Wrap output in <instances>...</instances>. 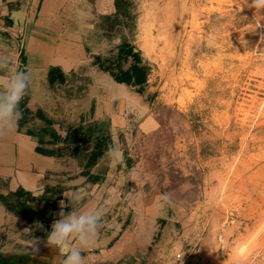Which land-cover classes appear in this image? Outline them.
Returning a JSON list of instances; mask_svg holds the SVG:
<instances>
[{
	"label": "rangeland",
	"instance_id": "rangeland-1",
	"mask_svg": "<svg viewBox=\"0 0 264 264\" xmlns=\"http://www.w3.org/2000/svg\"><path fill=\"white\" fill-rule=\"evenodd\" d=\"M136 2L151 95L140 103L126 97L121 148L136 163L120 180L144 186L136 200L144 191L145 203L165 194L170 202L159 199L155 225L147 205L136 216L128 201L123 207L127 199L116 204L110 237L121 235L111 253L156 236L144 255L120 248L111 264H264V10L246 0ZM146 117L156 129L134 136ZM134 171L142 175L135 181Z\"/></svg>",
	"mask_w": 264,
	"mask_h": 264
},
{
	"label": "crops",
	"instance_id": "crops-1",
	"mask_svg": "<svg viewBox=\"0 0 264 264\" xmlns=\"http://www.w3.org/2000/svg\"><path fill=\"white\" fill-rule=\"evenodd\" d=\"M113 2L0 0V55L9 58L11 71L30 73V88L21 101L28 113H23L25 118L19 120L14 131L0 137V264H51L58 255V250L47 245L53 221L60 218L61 210L67 214L87 207L102 209L103 227L94 243L83 252L86 264H111L120 248H129L124 255H134L138 249L144 255L152 247L156 233L150 228L151 232L139 237L144 243L138 244L136 240L118 243V250L112 251L115 253L112 255L109 245L121 232L110 237L116 225L111 226L108 221L116 213L117 203L125 198L123 207L128 201L132 206L128 211L131 213L135 208L136 216L147 205L148 221L155 225L160 217L157 207L161 196L148 198L145 203L143 191L136 200V192L142 186L122 184L120 179L125 178L126 172L119 169V164L110 166L104 182L93 184L82 176L84 169L73 155L74 144L63 143L70 130L97 121L109 122L114 146L122 151L120 137L130 128L125 118L126 97L140 103L142 96L151 95L148 86L151 64L135 39L137 19L128 26H116L112 32L102 27V15H118L113 12ZM131 2L137 18V2ZM126 58L131 66L127 73ZM109 64L120 77H128L131 85L116 82L108 71ZM86 78L92 79V84L86 85ZM48 96L55 98V105L44 102ZM130 110L141 111L139 107ZM147 125H154L151 117L136 127L143 133L156 129V124L149 130L145 128ZM131 175L133 181L142 176L138 171ZM50 188H63L64 192L51 220L45 221L44 209L47 205L48 213L50 206L43 196ZM17 192H23L24 196L16 197ZM73 193L82 199H67ZM54 194L53 191L52 200ZM26 200L28 215L20 217L15 212L22 210ZM61 201L67 207L61 209Z\"/></svg>",
	"mask_w": 264,
	"mask_h": 264
},
{
	"label": "clouds",
	"instance_id": "clouds-1",
	"mask_svg": "<svg viewBox=\"0 0 264 264\" xmlns=\"http://www.w3.org/2000/svg\"><path fill=\"white\" fill-rule=\"evenodd\" d=\"M246 6L251 9L264 10V0H246ZM10 60L0 55V137L15 130L19 120L23 118L20 103L30 88V73L25 70L11 71ZM110 166L123 162V152L114 145L108 149ZM67 199L80 200L82 197L73 193ZM164 201L170 198L165 194ZM61 209L67 207L64 201ZM59 219L52 223L47 235V245L58 250L51 264H86L84 250L90 247L100 229L103 227V211L98 207H87L80 211L71 210L59 212Z\"/></svg>",
	"mask_w": 264,
	"mask_h": 264
},
{
	"label": "trees",
	"instance_id": "trees-1",
	"mask_svg": "<svg viewBox=\"0 0 264 264\" xmlns=\"http://www.w3.org/2000/svg\"><path fill=\"white\" fill-rule=\"evenodd\" d=\"M113 5V12L118 14L117 16L111 15H102L101 16V24L106 31L112 32L116 26H128L129 24L134 22L136 16L132 13L133 3L131 0H114L112 3ZM119 66V64H118ZM120 67V66H119ZM131 66L128 64V58H126V66L124 68V72H129ZM108 71L114 77L115 81L118 83H124L127 85H131V80L128 77H120V75L115 72L113 66L109 64ZM86 85L92 84L93 80L90 78H86ZM80 87H85L84 85L79 84ZM88 87V86H87ZM20 108L23 113H28V109H26V105L22 102L20 103ZM24 116L21 120H24ZM109 122H101L97 121L92 123L87 127H80L78 129L70 130L71 132L67 135V137L63 140V143H72L74 144V151L73 155L78 158V162L81 167H83L82 176L87 177L88 181L92 182L93 184L102 183L107 178V175L111 169L109 163V155L108 149L109 146L114 145V140L112 135L109 131ZM140 129L136 127L133 130L134 136L140 133ZM126 131L120 137L122 141H127L125 137ZM128 149L124 150V161L118 165L119 169L123 166H126L124 170L126 173L130 172L135 167V159L129 154ZM97 168V171H93ZM167 189L164 190V192ZM54 194V200H52V192ZM64 189L63 188H50L46 190L44 193L43 199L46 203L49 204L50 210L47 213V208L44 209L43 219L45 221H50L52 218V211L56 209L58 201L62 199ZM16 197L24 196L23 192H17L15 194ZM50 197V203H49ZM13 196L10 197V201L12 200ZM20 205L24 203L19 202ZM11 205V204H10ZM14 206H18L15 204ZM22 210L20 212H15L20 217L27 216V210L29 209L27 200L25 201V205H23ZM11 210V208H10ZM15 211V210H11ZM41 216V215H40ZM41 219V218H39ZM43 235H46L44 232Z\"/></svg>",
	"mask_w": 264,
	"mask_h": 264
},
{
	"label": "built area",
	"instance_id": "built-area-1",
	"mask_svg": "<svg viewBox=\"0 0 264 264\" xmlns=\"http://www.w3.org/2000/svg\"><path fill=\"white\" fill-rule=\"evenodd\" d=\"M23 99H24V98H23ZM23 99H22V100H23Z\"/></svg>",
	"mask_w": 264,
	"mask_h": 264
}]
</instances>
